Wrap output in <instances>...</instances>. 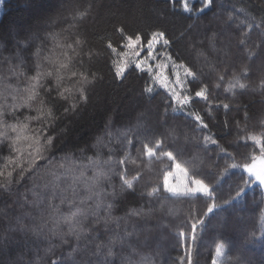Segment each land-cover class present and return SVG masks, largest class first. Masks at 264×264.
Wrapping results in <instances>:
<instances>
[{
	"label": "trees",
	"instance_id": "16d2710c",
	"mask_svg": "<svg viewBox=\"0 0 264 264\" xmlns=\"http://www.w3.org/2000/svg\"><path fill=\"white\" fill-rule=\"evenodd\" d=\"M182 4L180 0H4L0 13V91L18 84L9 73V65L23 60L35 67L37 48L41 49V57L63 60L67 53L73 70L101 76L102 81L86 89L87 101L79 100L73 88L75 81L66 77L63 86L72 89L66 94L68 100L56 102L50 122L43 126L32 122L30 127H43L44 136L53 137V162L84 165L98 156L102 160L111 158V183H105L104 188L117 195L105 198L113 205L111 209L102 205L98 216H89L78 226L77 232L81 227L85 231L79 241L67 235L65 225L53 234L49 231L50 221L43 231L34 232L52 211L48 208L51 185L45 187L50 180V166L39 162L35 172L12 184V195L0 189V264H100L104 256L96 255L97 246L117 238L123 243L113 248L115 256L109 257L113 264H141L142 258L152 264H180L185 253L178 232L188 230L186 221L192 214L204 220L193 250L194 264H264V186L242 171V165L251 163L252 156H260L264 144V0H214L213 6L203 12L199 10L202 2L194 3L192 11H185ZM79 13L87 14L81 17ZM121 27L125 35L166 31L172 41L167 51L173 59L197 72L208 85V100L196 98L192 104L208 128L195 127L185 111H169L166 116L163 95L154 99L141 95L151 81L144 72H131L134 65L129 68L131 74L126 73L127 79L115 77L113 61L118 63L124 57L121 53L127 51L116 31ZM77 39L82 43L75 44ZM109 42L116 53L107 47ZM158 49L165 50L160 46ZM142 50L145 56L147 51ZM226 68L230 70L225 73ZM178 71L183 75V69ZM234 73L245 88L236 84ZM165 74L175 79L172 65ZM220 74L224 75L222 81ZM48 87L55 88V81ZM156 91L164 93L158 86ZM73 103L76 109L71 108ZM224 103L229 104L228 110L222 107ZM20 113L21 120L24 115H36L23 108ZM152 130L174 134L167 142L182 153L178 162L187 168L189 176L205 179V173L223 174L227 170L228 178L219 186L212 177L205 180L215 190V202L222 207L204 215L213 201L199 195L194 200L162 191L156 197L141 195L153 187L162 190L164 175L174 169L166 158L149 159L138 151L142 147L139 141ZM206 135L217 143L205 142ZM252 136L261 143L251 140ZM126 155L129 159L123 169L127 178L140 173V178L133 181L134 195L122 192L116 174L121 168L117 162ZM9 159L18 160L27 170L26 149L11 155L6 146L0 150V170H5ZM232 164L241 167L233 169ZM11 170L9 165L6 171ZM18 171L13 172L14 178ZM87 175H92L91 169ZM242 175L249 180L244 185L245 195L225 205L228 194L235 195V184L243 185L239 180ZM35 193L43 197V203L36 202ZM59 196L57 193L53 204L59 205ZM68 211L66 204L60 206V213ZM133 212L142 214L131 215ZM109 213L111 219L105 227ZM220 244L224 251L217 257L215 249ZM102 251L106 253L107 248Z\"/></svg>",
	"mask_w": 264,
	"mask_h": 264
},
{
	"label": "snow or ice",
	"instance_id": "6c2138e0",
	"mask_svg": "<svg viewBox=\"0 0 264 264\" xmlns=\"http://www.w3.org/2000/svg\"><path fill=\"white\" fill-rule=\"evenodd\" d=\"M214 0H202L203 7L199 10L203 12L213 6ZM184 10L192 11L187 4V0L184 2ZM87 13H79L81 17ZM210 30V29H209ZM121 34L123 39V47L134 51L135 55H139L137 49H144L147 51V58L151 60H157L158 57H162L163 60L155 65L157 71L153 73L152 66L148 68L143 67L144 61L130 60L122 63L113 61L115 67V77L122 81L127 79L126 73L129 75L131 72L140 71L147 74V78L151 83H146L141 95L148 94L150 98H155L156 95H163L164 101V113L167 116L169 111L176 113L178 111H185L186 114L194 121V126L197 128L205 129L208 128V123H205V119L201 116L200 111L192 108V104L199 98L201 101L208 100V85L204 84L199 79L198 73L193 71L190 67L184 63L177 64L176 60L173 59L172 54L167 51L171 46L172 41L166 35L164 30H154L150 35H142L139 32L132 35H125V29L123 27L116 29ZM215 39V36L212 37ZM146 42V48H145ZM75 44L79 45L82 43L81 40L77 39L74 41ZM164 48V51H160L156 46ZM69 48L72 45H68ZM107 47L116 53V48L109 42ZM74 50V49H73ZM41 49L36 50V63L35 67L32 68L25 64L23 60L16 65H9V73L16 77L18 84L16 86H7L0 91V150L5 146L8 148L10 155L13 153H22L23 149L27 150V170L19 163L18 160L9 159L8 164L5 165V170H0V189L4 190L3 194L12 195L11 186L13 183H20L26 179L27 174H31L36 171L40 166L41 161L49 165V177L50 180L45 184V187L51 185V196L49 198L48 208L52 209L49 213L48 220L36 226L33 229L34 232L39 229L43 231L47 227L49 221L52 223V228L49 231L56 234L57 230L62 225L67 226V235L75 236L76 240L79 241L85 235L84 229L81 227L80 231L77 232L78 226H82L84 221L89 216H98V210L103 205L108 209L112 208L111 203H107L106 197L111 196L115 198L117 193L115 191L109 193L105 191L104 184L111 183V174H113V162L111 158L108 160H102L99 156L96 159L89 160L88 164H65L53 162L51 153L54 147L53 137L44 136V128L32 129L30 124L36 122L37 124L44 125L54 119L53 108L58 100H68L67 93L71 92L72 89L64 87L65 78L73 79L75 81L73 88L78 93V98L81 101H87L88 96L86 95V89L89 86H94L97 82L102 81V77L97 73L73 70L72 59L64 54V59L59 57H53L45 55L41 57ZM121 55H127L121 53ZM228 55L227 52L224 53ZM168 63H171L173 74L175 75L174 80H170L165 74L164 69ZM223 63H227L224 61ZM24 65V67H21ZM134 65V67H131ZM234 66V65H233ZM131 67V72L129 68ZM183 69V75L178 71ZM230 69H224L226 73ZM28 71H34L35 75H27ZM190 78V79H189ZM218 78L222 81L224 75L220 74ZM233 79L239 88H245L243 83L239 82V77L233 74ZM55 81V88H49L48 83ZM156 86L164 90V93L156 91ZM234 85H230V88ZM193 89H197L194 90ZM56 92V97L52 98V92ZM9 96L11 97V103L8 102ZM77 104L71 105L72 109H76ZM222 107L225 110L229 109V104L224 103ZM28 109L34 111L36 115H24L23 120L20 116V109ZM65 111H69L65 108ZM211 119V118H210ZM227 123V122H225ZM165 125H161L163 128ZM172 132H163L152 130L146 133L142 140L139 141L141 148L138 150L149 159L157 157L159 159L166 158L172 163L174 169L179 172L184 180L180 185L172 184L169 182V177L174 176L172 171H168L163 178L162 190L160 187H153L146 193L141 195H147L148 197H156L161 191L163 193L170 194L173 197H183L189 200H194L199 196L205 197L213 202L207 206V211L204 215L213 213L217 208L222 205L215 202L216 197L214 195V189L210 188L209 183L205 180L208 177L212 179L219 186L224 183L228 178L227 170L223 174L216 173H205V179H197L193 176L188 175V170L178 162V157L182 155L178 148L173 147L172 144L167 141L173 138ZM251 140L260 144L261 141L256 137H250ZM205 142L210 141L212 144H216L217 141L211 136H204ZM128 144L132 145V140H128ZM23 146V149H22ZM171 149V150H169ZM221 152L225 150L220 148ZM175 153V154H174ZM229 156L231 154H228ZM128 156L120 159L117 163L121 166L120 170L116 173L119 175L121 180V190L128 195H134V180L140 178V173H137L132 179L127 178V171L123 169V166L128 162ZM134 162V161H133ZM11 165L12 170L6 171ZM231 168L235 169L241 167L237 164H232ZM17 177H13V172H16ZM91 169L92 175H87V171ZM242 171L247 174L249 178H254L259 185L264 186V144L260 147V156H252L251 163H244L242 165ZM239 180L243 182L235 184V195L231 192L228 194L227 199L224 200V204H231L235 199H239L245 195V187L249 183V180L245 179L242 175ZM64 185L61 187V185ZM129 190H132L129 192ZM83 191V195H81ZM57 193L60 194L59 205L52 203L57 197ZM37 196V203H43V197L39 193H35ZM67 205L69 209L67 214L60 213V206ZM142 213L133 212L131 215L139 216ZM111 219L110 213L109 218L104 220V225L107 227L109 220ZM96 223H100L97 219ZM204 224V220L200 219L197 215L192 214L186 221L188 230L181 229L178 232L180 247L184 250L185 255L181 257L180 264H194L193 250L199 239L198 229ZM39 234V232H37ZM67 243V240L63 241ZM123 240L117 238L110 241L108 245H98L96 249V255L104 256V259L100 264H113V260L109 257H114L115 253L113 248L117 244H122ZM103 248H107V252L102 251ZM224 251V245L220 244L215 249V254L219 257ZM141 264H152L148 258H142ZM215 264V261H213Z\"/></svg>",
	"mask_w": 264,
	"mask_h": 264
},
{
	"label": "rangeland",
	"instance_id": "374dc122",
	"mask_svg": "<svg viewBox=\"0 0 264 264\" xmlns=\"http://www.w3.org/2000/svg\"><path fill=\"white\" fill-rule=\"evenodd\" d=\"M180 1H182V3H183L182 7L184 9L183 5H184L185 0H180ZM197 1L202 2V0H187V4H188L189 8L192 9L193 8L192 5L194 3H196ZM3 2H4V0H0V13H1V8H2V3ZM156 47L158 48L159 45H157ZM136 51L139 52V55H135L133 50L127 49V51H126L127 55H124V57H121L120 59H118V57L116 56V58L119 60L118 63H122L124 61H130V60H137V61H141L142 60V61H144L143 67L148 68L149 65H151L152 66V71H153V70H157L155 68V65L157 63L162 62V60H163L162 57H158L157 60L153 61V60L147 58V53H146L145 56H144L143 52L141 53V51H143L142 49H137ZM170 65H171V63H168L167 67L163 70L164 74L166 72V69H168V67ZM134 154L136 155V152H134ZM173 173H174V176H170L169 177V182L172 183V184L180 185L181 182L184 180V177L179 172H177L175 169H173Z\"/></svg>",
	"mask_w": 264,
	"mask_h": 264
}]
</instances>
